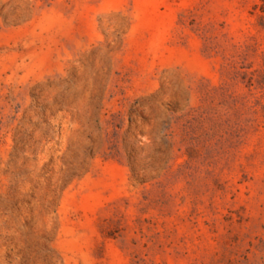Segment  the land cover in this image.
Returning <instances> with one entry per match:
<instances>
[{
    "label": "rangeland",
    "instance_id": "374dc122",
    "mask_svg": "<svg viewBox=\"0 0 264 264\" xmlns=\"http://www.w3.org/2000/svg\"><path fill=\"white\" fill-rule=\"evenodd\" d=\"M0 264H264V0H0Z\"/></svg>",
    "mask_w": 264,
    "mask_h": 264
}]
</instances>
